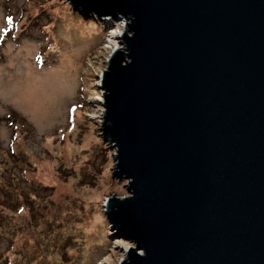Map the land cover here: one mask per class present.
Here are the masks:
<instances>
[{
    "label": "water",
    "instance_id": "95a60500",
    "mask_svg": "<svg viewBox=\"0 0 264 264\" xmlns=\"http://www.w3.org/2000/svg\"><path fill=\"white\" fill-rule=\"evenodd\" d=\"M126 22L101 77L121 264H264V0H64Z\"/></svg>",
    "mask_w": 264,
    "mask_h": 264
},
{
    "label": "rangeland",
    "instance_id": "374dc122",
    "mask_svg": "<svg viewBox=\"0 0 264 264\" xmlns=\"http://www.w3.org/2000/svg\"><path fill=\"white\" fill-rule=\"evenodd\" d=\"M126 22L64 0H0V264H121L101 77Z\"/></svg>",
    "mask_w": 264,
    "mask_h": 264
},
{
    "label": "bare ground",
    "instance_id": "6f19581e",
    "mask_svg": "<svg viewBox=\"0 0 264 264\" xmlns=\"http://www.w3.org/2000/svg\"><path fill=\"white\" fill-rule=\"evenodd\" d=\"M126 249H128V247H126Z\"/></svg>",
    "mask_w": 264,
    "mask_h": 264
}]
</instances>
